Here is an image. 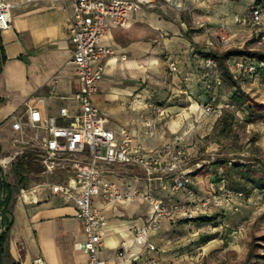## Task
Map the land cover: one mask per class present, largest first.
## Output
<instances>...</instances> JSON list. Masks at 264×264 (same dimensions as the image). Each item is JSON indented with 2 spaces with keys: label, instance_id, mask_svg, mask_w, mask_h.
Segmentation results:
<instances>
[{
  "label": "crops",
  "instance_id": "1",
  "mask_svg": "<svg viewBox=\"0 0 264 264\" xmlns=\"http://www.w3.org/2000/svg\"><path fill=\"white\" fill-rule=\"evenodd\" d=\"M4 1L12 5V27L0 33L6 55L0 69V143L8 141L13 131L20 135L10 118L15 112L26 110L27 102L45 114L57 116L63 105L75 108L80 88L79 78L68 64L72 43L64 5L72 0ZM177 2H184V8L178 10L172 2L158 0L154 8L134 14L129 26L110 25L101 43L114 53L102 61L104 79L94 100L109 114L111 128H127L134 141L146 149L156 150L179 139L193 155L196 149L188 143L186 125L193 119L190 107L197 104L199 109L209 102L208 87L214 81L203 58L214 57L222 70L218 57L248 42V29L236 21L247 10L239 12L223 0ZM222 24L225 29L219 33L223 41L209 47L210 31ZM195 52L200 56H195ZM236 59H226L235 79L241 75ZM171 62L177 64V71L170 68ZM131 100L142 101L132 107ZM146 121L154 123L153 135L147 133ZM198 165L199 161L190 162L189 170L193 185L201 189L196 184L199 175H194L199 173ZM119 166L121 169H114L111 178L122 188L140 186L168 201L184 200L183 191L162 189L160 181L149 180L142 169ZM123 168L127 175L120 173ZM1 177L7 184L6 220L10 222L1 264H33L35 258H42L46 264H89L86 252L76 247L86 234L73 197L53 193L51 184L56 181L14 186L3 173ZM220 184L221 181L212 186L217 188ZM94 204L107 217L101 256L109 264H144L146 247L135 240L134 233L147 222L152 211L150 204L141 197L125 204L95 198ZM195 214L194 219L180 216L166 222L162 229L150 234V241L162 248V264H186L185 258L177 255V234L209 226L199 220L202 212ZM124 243L127 250L121 258L118 250ZM132 253L134 258L129 259Z\"/></svg>",
  "mask_w": 264,
  "mask_h": 264
},
{
  "label": "built area",
  "instance_id": "2",
  "mask_svg": "<svg viewBox=\"0 0 264 264\" xmlns=\"http://www.w3.org/2000/svg\"><path fill=\"white\" fill-rule=\"evenodd\" d=\"M157 1L72 0L66 3L64 9L72 43L68 64L80 81L75 108L72 110L68 105H63L59 108V114L53 116L27 102L26 110L17 111L10 118L15 131L23 137L30 135L29 141L45 174L67 173L64 180L51 184L52 191L75 199L77 216L83 220L86 234L85 240L76 242V247L86 252L89 264H109L101 256L107 217L94 204L95 198L125 204L135 197H141L150 204L152 211L147 222L134 233L135 240L146 247L144 264H162V248L150 241L151 233L159 231L166 222L175 221L180 216L189 220L194 219L197 212L211 216L207 210L217 200L216 195L200 197L193 187L189 170L191 154L183 141L171 140L156 150H148L134 141L127 128H111L109 114L99 108L94 100L104 79L105 66L102 61L114 53L112 48L101 43L103 35L110 25L129 26L134 14L154 8ZM168 1L178 10L185 6L184 2ZM11 7V3L0 0V33L12 27ZM236 21L248 29V38L254 45L264 48V0H252L245 15L238 16ZM224 29L225 24H222L219 29L210 31L209 47L223 41L219 31ZM195 56L199 57L200 53L195 52ZM203 61L211 74L217 73L218 63L214 57H204ZM235 64L240 72L253 73L258 69L255 62H247L245 57H237ZM170 68L178 70L175 62L170 63ZM200 107L212 114L222 106L210 101ZM145 127L148 134H154L153 122L146 121ZM4 160L0 156L1 165ZM119 165L142 169L149 180H159L164 190L183 191L186 194L184 200L168 201L140 186L122 188L111 178L113 167ZM217 194L226 201L244 196V192L231 188L225 180L221 181ZM2 196L3 190L0 189V199ZM1 218L0 204V223ZM126 250L124 243L118 250V257L124 258ZM132 258L133 253L129 259ZM33 264L46 262L42 258H35Z\"/></svg>",
  "mask_w": 264,
  "mask_h": 264
},
{
  "label": "rangeland",
  "instance_id": "3",
  "mask_svg": "<svg viewBox=\"0 0 264 264\" xmlns=\"http://www.w3.org/2000/svg\"><path fill=\"white\" fill-rule=\"evenodd\" d=\"M223 1L235 6L239 12H245L251 4V0ZM247 41L242 46L230 49L246 50V61L261 66L253 73L240 72L236 79L244 94L242 99L247 98L246 102L235 100L234 95L240 96L241 93L227 79L223 68L220 70L218 66L217 73L211 74L214 81L209 83L212 87H208L207 94L208 101H214L222 106L221 109L209 114L202 108L197 109V104L190 107L193 119L186 123L187 136L188 143L196 151L190 155L189 163L200 162L196 166L199 173L194 175H199L196 184L201 185V189L192 185L200 197L216 195L217 200L207 210L213 215L212 220L207 221L210 227L185 229L177 234V255L180 259L185 258L186 264H264V191L255 189L249 193L252 184L245 177L246 173L253 176L264 174V63L260 62L264 48L254 45L249 38ZM140 101L131 100L129 105L134 107ZM12 135L8 141L0 143V156L7 159L2 163L1 173L12 180L14 186L22 185L14 167L18 157L26 152H32V155L25 157L22 167L28 176L27 182L64 180L66 172L53 175L44 173L29 141L30 135L23 137L14 131ZM9 157L15 158L11 160ZM113 169L121 168L114 166ZM119 171L128 174L124 168ZM222 177L228 186L244 192V196L233 197L230 201L221 200L217 194L218 187L212 184L220 182ZM238 180L240 185L236 184ZM205 234H217V238L204 244L202 237Z\"/></svg>",
  "mask_w": 264,
  "mask_h": 264
},
{
  "label": "trees",
  "instance_id": "4",
  "mask_svg": "<svg viewBox=\"0 0 264 264\" xmlns=\"http://www.w3.org/2000/svg\"><path fill=\"white\" fill-rule=\"evenodd\" d=\"M0 42H1V35H0ZM0 50H1V57H0V69H1L3 63L6 61V55H5V52H4L2 45H1ZM246 54H247L246 50H227L222 56L218 57L219 63L222 66L224 74L227 76V79L229 81L233 82V84L236 86L238 92L241 93L240 96H237L236 94L234 95L235 100L237 102H243V103L246 102L247 98L242 99V97H244V94L242 92L241 86L236 81L233 74L230 72V69L226 63V59H228L230 56L231 57L232 56H236V57L243 56V57L247 58ZM260 62L264 63V55L261 56ZM258 67L261 68V66H258ZM29 154L32 155V152H26L22 156H19L17 161H16V165L14 167V171H15V174L17 175L18 181L22 185H24L28 181V176L26 174H24L22 167H23L25 157H27ZM245 177L252 184V186L248 190L249 193H251L252 190H255V189H260V190L264 191V174L261 176H253L250 173H246ZM222 180H225V178L222 177L221 181ZM2 182H3V187H2L3 196L0 199L1 216H2L1 223H0V226L2 229L0 232V248L1 249H2V246L5 242L6 235H7V232L9 230V225H10V222H7V220H6V210L8 207V199H9V196L6 193V185L7 184L3 178H2ZM236 184L240 185L241 182L238 180V182H236ZM243 186H245V185H243ZM212 217H213V215H211V216L202 215L199 217V219L201 221L207 222L209 219L212 220ZM215 238H217V234H205L202 237V242L205 244V243H207V242H209Z\"/></svg>",
  "mask_w": 264,
  "mask_h": 264
},
{
  "label": "water",
  "instance_id": "5",
  "mask_svg": "<svg viewBox=\"0 0 264 264\" xmlns=\"http://www.w3.org/2000/svg\"><path fill=\"white\" fill-rule=\"evenodd\" d=\"M1 170H2V165L0 162V189L2 190L3 182H2V177H1ZM1 261H2V249L0 248V264H1Z\"/></svg>",
  "mask_w": 264,
  "mask_h": 264
},
{
  "label": "bare ground",
  "instance_id": "6",
  "mask_svg": "<svg viewBox=\"0 0 264 264\" xmlns=\"http://www.w3.org/2000/svg\"><path fill=\"white\" fill-rule=\"evenodd\" d=\"M4 162H7V159H5Z\"/></svg>",
  "mask_w": 264,
  "mask_h": 264
}]
</instances>
